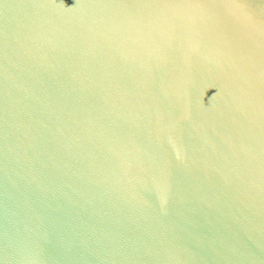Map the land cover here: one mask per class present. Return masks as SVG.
<instances>
[{"label":"water","instance_id":"95a60500","mask_svg":"<svg viewBox=\"0 0 264 264\" xmlns=\"http://www.w3.org/2000/svg\"><path fill=\"white\" fill-rule=\"evenodd\" d=\"M0 264H264V0H0Z\"/></svg>","mask_w":264,"mask_h":264}]
</instances>
